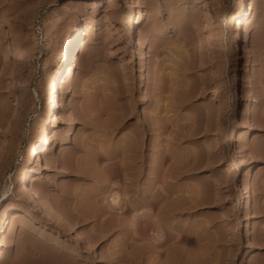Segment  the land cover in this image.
I'll list each match as a JSON object with an SVG mask.
<instances>
[{
    "label": "rangeland",
    "instance_id": "rangeland-1",
    "mask_svg": "<svg viewBox=\"0 0 264 264\" xmlns=\"http://www.w3.org/2000/svg\"><path fill=\"white\" fill-rule=\"evenodd\" d=\"M131 1L0 0V214H27L0 264H264V0L249 2L239 59L240 0H134L135 43ZM88 23L48 164L30 167L52 217L17 179L60 56Z\"/></svg>",
    "mask_w": 264,
    "mask_h": 264
},
{
    "label": "bare ground",
    "instance_id": "bare-ground-1",
    "mask_svg": "<svg viewBox=\"0 0 264 264\" xmlns=\"http://www.w3.org/2000/svg\"><path fill=\"white\" fill-rule=\"evenodd\" d=\"M71 2V1H70ZM250 0H240L239 4V12L245 15L244 22L239 26V39L238 44L236 45V59H239L241 57L242 53H250L251 52V41H252V32L254 30V22L251 20V18L248 16V5ZM129 12L128 14L134 18L133 20V28L131 29L130 34V41L132 43H135L137 39V32H141V25L144 22L145 19V12L141 9L139 11L136 10L135 2L134 0L131 1L129 5ZM236 14V13H235ZM87 27H80L72 36L69 49L65 50L59 59V63L56 70V77L51 82V86L49 88L50 90V98L51 99V114L50 116L44 121L41 128L39 129L37 139L31 143V146L29 147V156L27 157V160L23 164V166L20 168L19 175H18V183L15 190L16 195L25 197L27 200H32L34 203V206H38L42 212L48 216H54V213L49 209V204H47L48 201L44 200V196L40 193V191L37 189L35 181L39 178L36 175H33V178H31L30 174V167L33 163H36L39 168L44 167L48 164V156L51 152V146L53 145L55 141V137L52 134L53 128L58 124L61 115L59 113V110L61 109V106H65L68 104L69 99L72 95V88L70 86V80L74 78L76 73V68L78 66L79 56L80 53L84 52L86 48V42H85V35L89 34L91 32L90 23L87 24ZM136 27L138 29H136ZM142 42L144 48H148L152 45V40L149 34L146 35V37L143 39ZM156 42V41H155ZM157 43V42H156ZM157 45V44H156ZM81 46V50H80ZM157 49V48H156ZM80 50V51H79ZM11 56L15 58V60H18L20 63L24 62L22 57L18 56L14 51H11ZM238 64L236 63L235 70L238 69ZM244 78V77H243ZM145 84V80L143 77L140 78L139 81V89L143 91V88ZM241 90L236 93V98L239 99V96L245 93L246 91V83L243 81L241 83ZM60 89L64 90L60 94ZM242 96V95H241ZM246 110L247 115L254 114L253 110V103L252 101H248L246 104ZM18 116V115H16ZM15 116V117H16ZM249 116V117H250ZM10 120V119H9ZM14 120V119H13ZM75 121L71 122V127H73V123ZM252 129H255L254 126L251 127ZM38 130V129H37ZM69 141V134L67 137L63 138L62 142L66 143ZM243 163L244 160L240 159L237 163V167L239 168V171H243ZM241 171V172H242ZM250 173V172H249ZM252 177V176H251ZM250 174L249 179L251 180ZM251 185L250 183L246 187L248 199H247V205L249 207L250 204V193ZM46 198V197H45ZM113 204L120 203L119 201V194H114L112 197ZM121 208V207H120ZM88 211V210H87ZM2 214V212H1ZM0 214V246L2 244V238H5L8 232V227L11 226L15 229L14 225L16 224L18 218H27L26 213L18 212V211H11L9 214L4 212L2 215ZM82 216V215H81ZM97 215H94L96 217ZM7 217V218H6ZM91 218V217H90ZM82 219H86L85 217H82ZM79 220V219H78ZM102 220V218H101ZM248 226V223H247ZM100 234V233H99ZM246 238L252 237V232L249 227H247L245 232ZM93 237V236H92ZM101 237V236H99ZM94 238V237H93ZM97 238V236L95 237ZM1 250V248H0Z\"/></svg>",
    "mask_w": 264,
    "mask_h": 264
}]
</instances>
